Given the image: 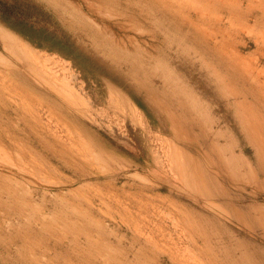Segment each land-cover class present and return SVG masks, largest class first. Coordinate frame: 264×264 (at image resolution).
Here are the masks:
<instances>
[{
  "label": "rangeland",
  "instance_id": "374dc122",
  "mask_svg": "<svg viewBox=\"0 0 264 264\" xmlns=\"http://www.w3.org/2000/svg\"><path fill=\"white\" fill-rule=\"evenodd\" d=\"M0 264H264V0H0Z\"/></svg>",
  "mask_w": 264,
  "mask_h": 264
}]
</instances>
